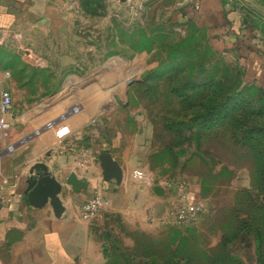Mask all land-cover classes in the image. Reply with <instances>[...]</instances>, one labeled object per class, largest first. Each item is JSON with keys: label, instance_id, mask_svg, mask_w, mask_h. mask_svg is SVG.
I'll list each match as a JSON object with an SVG mask.
<instances>
[{"label": "rangeland", "instance_id": "374dc122", "mask_svg": "<svg viewBox=\"0 0 264 264\" xmlns=\"http://www.w3.org/2000/svg\"><path fill=\"white\" fill-rule=\"evenodd\" d=\"M174 1L161 0L153 10L149 1L148 11L136 13L129 0H86L85 47L71 62L24 46L18 33L0 35V80L14 95L12 118L26 108L37 116L35 126L20 125L7 138L16 139L14 150L67 128L57 137L61 144L86 134L109 151L121 128L147 131L151 151L141 157L149 163L144 170L157 175L154 186L187 180L203 206L198 219L176 223L167 216L152 231L125 233L121 222L107 234V264H264V148L227 128H209L217 102L244 98L260 107L264 94L236 41L222 46L199 23L176 19L167 9ZM233 1L244 41L264 53V0ZM59 103L72 108L53 119ZM73 118L87 125L74 131L65 123Z\"/></svg>", "mask_w": 264, "mask_h": 264}, {"label": "crops", "instance_id": "0c3cea01", "mask_svg": "<svg viewBox=\"0 0 264 264\" xmlns=\"http://www.w3.org/2000/svg\"><path fill=\"white\" fill-rule=\"evenodd\" d=\"M160 1L150 0L152 8L150 5L149 8L153 10ZM85 3L86 0H0V35L9 37L18 33L24 46L50 54L57 63L71 62V56L85 47L80 33L87 25ZM167 9L173 11L176 19L199 23L222 46L233 45L236 41L240 48L238 54L248 63L247 70L255 72L254 81L264 86V59L260 58L264 53L249 40L244 41L243 18L237 2L196 0L191 4L175 0ZM2 84L0 80V94L4 89ZM63 105L59 103L51 108L53 119L60 118L63 110L72 108ZM32 109H24L18 119L10 116V133L16 132L20 125L37 124L34 123L36 114L28 113ZM68 120L65 123L74 131L87 125L86 119ZM52 131L46 141L37 139L25 143L0 158V264H107V234L118 232L121 222L124 233L137 229L149 232L162 226L175 191L167 184V189L163 190L154 184L142 185L130 173L131 169H146L149 165L141 157L151 151V147L144 144L147 131L134 133L129 128H121L109 142V152L123 172L120 183L104 177L99 158L104 151L102 142L97 144L84 134L69 145L61 144L57 139L60 134ZM9 134L0 140V152L16 142V139L7 138ZM42 161L49 166L51 175L62 183L59 197L65 210L60 215H56L50 204L37 207L28 200L35 184L29 181L31 169ZM72 172H76L80 180L88 181L89 187L73 191L72 186L64 182ZM96 191L107 197L111 205L98 217L85 219L81 207ZM190 196L193 197V191Z\"/></svg>", "mask_w": 264, "mask_h": 264}, {"label": "built area", "instance_id": "2783aa9c", "mask_svg": "<svg viewBox=\"0 0 264 264\" xmlns=\"http://www.w3.org/2000/svg\"><path fill=\"white\" fill-rule=\"evenodd\" d=\"M150 0H129L132 10L136 13L145 9L147 2ZM191 4H195L196 0H185ZM14 105V96L10 89L4 88L0 94V140L4 139L12 129V114ZM69 129L65 128L59 132L60 136L65 135ZM9 152L13 150V145L8 146ZM6 149V150H7ZM131 177L142 185L149 186L154 182L153 175L143 168H134ZM166 184L175 191L174 197L170 202L167 212V218L176 223H192L198 219L202 204L198 200L190 196L189 183L185 179H170ZM110 200L101 192L96 191L90 196L81 207L82 217L85 219H93L98 217L102 210L110 206Z\"/></svg>", "mask_w": 264, "mask_h": 264}, {"label": "water", "instance_id": "95a60500", "mask_svg": "<svg viewBox=\"0 0 264 264\" xmlns=\"http://www.w3.org/2000/svg\"><path fill=\"white\" fill-rule=\"evenodd\" d=\"M8 152L9 150L7 149L0 153V156H3ZM99 158L104 168L105 179L108 181L115 180L119 183L122 182L123 172L112 154L109 151H103ZM31 174L29 181H34L35 184L28 194L29 202L37 207H43L50 204L56 215H60L65 210L59 197V194L63 189L62 183L51 175L49 166L43 161L37 162L32 167ZM64 182L71 185L75 192H79L81 189H87L89 187V182L85 179L80 180L76 172L70 173Z\"/></svg>", "mask_w": 264, "mask_h": 264}, {"label": "trees", "instance_id": "16d2710c", "mask_svg": "<svg viewBox=\"0 0 264 264\" xmlns=\"http://www.w3.org/2000/svg\"><path fill=\"white\" fill-rule=\"evenodd\" d=\"M86 6L87 5H85V7ZM253 85L261 89L264 94V86L255 81L253 82ZM224 104L229 106V108L225 109L223 107ZM259 106L260 107L255 106L249 100H245L244 98L231 105L227 102L220 105L217 102L209 110L212 114L217 113V115L213 117L209 128H227L233 132L236 139H239L244 143L256 142L259 146L261 144L264 148V128H259L260 132H258L256 127L252 124V122L255 121L258 122V124L259 122H264V101L263 104Z\"/></svg>", "mask_w": 264, "mask_h": 264}]
</instances>
